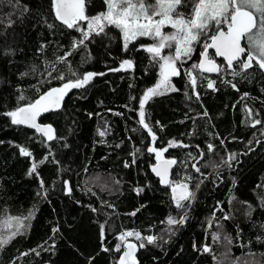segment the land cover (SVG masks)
I'll use <instances>...</instances> for the list:
<instances>
[{
  "label": "trees",
  "instance_id": "obj_1",
  "mask_svg": "<svg viewBox=\"0 0 264 264\" xmlns=\"http://www.w3.org/2000/svg\"><path fill=\"white\" fill-rule=\"evenodd\" d=\"M85 2L87 16L106 11L103 0ZM80 40L55 19L51 0H0V235L16 232L15 218L24 225L0 246V264H117V237L129 231L156 238H126L145 245L137 264H264V71L255 61L247 70L221 63L218 75L195 68L193 88L178 64L176 91L145 101L153 142L139 112L160 80L159 63L141 47L155 42L139 37L125 49L114 26L74 47ZM200 40L187 69L200 62ZM86 73L97 75L42 118L56 130L53 143L5 115ZM149 147L177 161L171 185L192 193L183 207L152 174ZM170 217L185 223L169 225Z\"/></svg>",
  "mask_w": 264,
  "mask_h": 264
},
{
  "label": "snow or ice",
  "instance_id": "obj_2",
  "mask_svg": "<svg viewBox=\"0 0 264 264\" xmlns=\"http://www.w3.org/2000/svg\"><path fill=\"white\" fill-rule=\"evenodd\" d=\"M103 2L106 5V11L95 16L85 14V0H51V7L56 20L69 29L82 32L83 39L74 44V47L83 44L91 32L95 31L97 34L103 32L106 26H114L120 30L123 34L125 49H127L129 42L141 36L150 37L155 42L150 46L141 45V47L152 55L154 61L159 63L160 80L155 87L149 88L141 98L139 112V123L148 131L153 142H155L156 136L144 119L145 101L153 95L163 94L169 88L176 91L170 85V78L179 75L176 62L181 61L182 57L190 56L193 51V44L200 43L201 37H205L202 42L203 51L200 53L202 60L199 64L193 65L194 68H198L202 72H219L220 66L209 54V49H214L215 56L224 58L227 68H232L235 61L239 63L242 69L247 70L253 67V61H255L259 69L264 71V0H192L191 11L187 14L181 10L185 0H151V2L149 0H103ZM82 21L87 25L86 30L81 27ZM166 26H169L173 31L164 32L163 29ZM242 40L245 41L246 46H242ZM165 48L173 49V52L164 55ZM125 65L130 67L131 61H124L121 67L123 68ZM95 75L97 74L86 73L82 79L68 81L60 88L50 89L34 101L17 107L15 111L7 112L5 115L11 118L14 125H26L35 128L36 131L44 133L48 140L55 139L51 126L41 127L36 123L37 116L42 111L58 108L68 90L83 87ZM188 75L191 77L192 83L195 84L196 77L192 76L191 73ZM58 78L64 79L62 75ZM208 86L213 87V82L210 81ZM19 99L25 98L20 96ZM255 123L258 124L260 121ZM169 146L175 145L169 142ZM212 149L213 146L209 144L208 150L211 151ZM148 151L155 152L159 162L167 148L157 150L154 147H149ZM20 152L21 155H31L24 148H21ZM162 163L163 169L158 163L152 167V171L160 178L162 184H169L168 168L176 161L165 159ZM35 169L36 165L33 164L29 174ZM196 171L199 169L197 168ZM41 187H43L42 181ZM171 187L173 193L176 192L177 188L184 189L185 194L180 197L181 200H186L192 195L188 191L187 185L183 183L172 184ZM142 190L137 189V192ZM176 206L178 208L183 207L179 200H177ZM132 214L135 215V213ZM227 218L225 217V219ZM15 219L17 221L16 232L7 238L0 235V246L6 244L12 236L19 232L20 228L24 227L20 218ZM174 223H183V219L176 221L170 217L168 224ZM101 227L103 229V226ZM132 236H135L136 240H146L149 244L156 240L153 236L142 237L138 232L129 231L121 234L117 239L122 242L124 250L117 264H136L135 250L137 247L143 248L145 245L143 242L138 246L130 242L125 243L126 238ZM213 238L218 239L217 236ZM122 244H117L114 250L121 252ZM103 250L108 251L107 248ZM204 251L210 252L211 249L205 246Z\"/></svg>",
  "mask_w": 264,
  "mask_h": 264
},
{
  "label": "water",
  "instance_id": "obj_3",
  "mask_svg": "<svg viewBox=\"0 0 264 264\" xmlns=\"http://www.w3.org/2000/svg\"><path fill=\"white\" fill-rule=\"evenodd\" d=\"M85 7H86V2H85ZM59 23H61V22L59 21ZM61 24H62V23H61ZM62 25H63V24H62ZM241 43H242V46H246V45H245V41L242 40ZM212 52L214 53V49H209V54H210V55H211ZM201 60H202V57L200 58V62H201ZM213 60H214V59H213ZM214 61L216 62L217 65L220 66V69H221V63H225V64H226V62L224 61V58H223V57L216 56V60H214ZM200 62H199V63H200ZM237 63H238V62H235V61H234L233 66L236 65ZM199 70H200V69H199ZM200 72H202V71L200 70ZM202 73L205 74V75H218V74L220 73V71H219V72H217V71H211V72L204 71V72H202ZM66 83H67V82H66ZM64 84H65V83H64ZM62 86H63V85H61V86H56V87H53V88H60V87H62ZM53 88H51V89H53ZM81 88H82V87H79V88H72V89L68 90L67 93L63 96V99L61 100L60 106H59L58 108H52V109H49L48 111H42V112L37 116V118H36V123L39 124L41 127H44V126H51L52 129H53V134H54V136L57 138V134H56V130H55V128H54L51 124H44V123H42V118H44L45 116H48V115H50V114H52V113H57V112L61 111V110L63 109V107H64L66 101L68 100V98H70V97H71L74 93H76L77 91H80ZM48 91H49V90H48ZM13 125H14V124H13ZM15 126L23 127V128H27V129H30V130L35 131V132L37 133V135L44 137L48 143H53V142L56 140V138H55V139H52V140H48L47 137L44 135V133L36 131L35 128H31V127H28V126H26V125H15ZM165 159H171V158L166 157V154L164 153V154H163V157H161V160H160L159 162L157 161V163H156L155 165H157V164L159 163L161 169H163L164 165H163L162 161L165 160ZM173 160H174V159H173ZM175 161H176V160H175ZM176 164H177V161H176V163L173 164L170 168H168L167 178H168L169 184H162V183L160 182V178H159V177H158V176L152 171V169H151V171H152V174L154 175V177H155L157 180H159L161 187H163V188H165V189H166V188H170V189H171L172 197H173V200H174L175 202H177V200H179L180 202H184V201H186L187 199H186V200H181V199H180V197L183 196V195L185 194V193H184V189H182V188H177V190H176L175 193L172 192L171 182H172V176H173V172H174V169H175ZM183 184L187 185L188 191L191 192V188L189 187V185H188L187 183H183ZM189 198H190V197H189ZM189 198H188V199H189ZM135 245H136V244H135ZM136 252H137V249L135 250V256H136ZM135 261H136V264H137V260H136V258H135Z\"/></svg>",
  "mask_w": 264,
  "mask_h": 264
},
{
  "label": "rangeland",
  "instance_id": "obj_4",
  "mask_svg": "<svg viewBox=\"0 0 264 264\" xmlns=\"http://www.w3.org/2000/svg\"><path fill=\"white\" fill-rule=\"evenodd\" d=\"M149 2H151V0H149ZM183 9V8H182ZM183 11L187 14V13H189L190 11H191V8H190V10L189 11H185L184 9H183ZM157 19H158V17H157ZM86 26V27H85ZM81 27L83 28V29H85L86 30V28H87V25L85 24V22H81ZM163 31L164 32H171V31H173V29H171L169 26H166L164 29H163ZM79 32V34H80V36H81V39H83V37H82V32L81 31H78ZM91 33H95V31H93V32H91ZM90 33V34H91ZM141 37H147V36H141ZM137 38H139V37H137ZM136 38V39H137ZM150 38V37H149ZM136 39H134V40H136ZM86 40V39H85ZM134 40H132V41H134ZM131 41V42H132ZM131 42H129V44L131 43ZM129 44H128V46H129ZM196 46H197V43H194L193 44V51H192V53L190 54L192 57H194V53H195V49H196ZM77 47V46H76ZM164 51H167L168 52V54H171L172 52H173V49H168V48H165L164 49ZM213 53V52H212ZM164 55H165V53H164ZM201 57V56H200ZM211 57H212V59H214V60H216V56H215V54H211ZM184 59H185V57H182V59H181V61H177L176 63H177V67H179L178 66V64L180 65V67L182 66V68H183V73H184V75H185V78L187 79V81L189 82V84L193 87V88H196V86H197V77H196V72H195V68L193 67V65H195V64H193L192 65V67L191 68H189V69H187L185 66H183L184 64H183V61H184ZM186 60H187V58H186ZM199 64V63H198ZM188 73H191L192 74V76H194V77H196V82H195V84H193L192 83V79H191V77L188 75ZM177 76V75H176ZM173 78V76L170 78V80ZM170 85H171V83H170ZM169 90H171V88H169ZM183 221H185V220H183ZM130 243H133V244H136V243H134V242H130Z\"/></svg>",
  "mask_w": 264,
  "mask_h": 264
},
{
  "label": "built area",
  "instance_id": "obj_5",
  "mask_svg": "<svg viewBox=\"0 0 264 264\" xmlns=\"http://www.w3.org/2000/svg\"><path fill=\"white\" fill-rule=\"evenodd\" d=\"M180 221V220H179ZM185 223V221H183V223H179V225H183Z\"/></svg>",
  "mask_w": 264,
  "mask_h": 264
},
{
  "label": "bare ground",
  "instance_id": "obj_6",
  "mask_svg": "<svg viewBox=\"0 0 264 264\" xmlns=\"http://www.w3.org/2000/svg\"><path fill=\"white\" fill-rule=\"evenodd\" d=\"M191 197V196H190ZM188 200V199H187Z\"/></svg>",
  "mask_w": 264,
  "mask_h": 264
}]
</instances>
